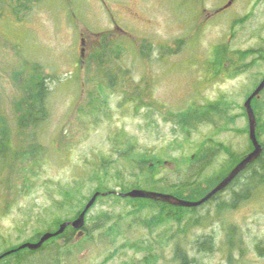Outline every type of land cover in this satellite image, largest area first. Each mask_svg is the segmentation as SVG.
I'll list each match as a JSON object with an SVG mask.
<instances>
[{
	"label": "rangeland",
	"instance_id": "374dc122",
	"mask_svg": "<svg viewBox=\"0 0 264 264\" xmlns=\"http://www.w3.org/2000/svg\"><path fill=\"white\" fill-rule=\"evenodd\" d=\"M215 1L45 0L20 19L10 10L0 14V112L15 133L14 99L20 94L13 73L30 74L40 64L58 78L49 83V117L38 129L44 150L34 167L38 171L35 185L5 206L0 189V253L51 231L54 217L63 220L79 215L81 203L57 212L58 197H48V186L86 179L81 187L85 202L99 184L92 171L115 169L116 163L110 162L118 157L113 153L112 136L121 130L139 150L166 161L146 167L141 176L103 180L116 190L120 182L132 188L148 177H165L167 184L179 181L185 171L177 168L213 145L223 143L234 154L248 150L249 135L242 134L246 118L240 115L252 81L264 76V62L248 73L227 75L231 69L217 70L213 51L220 58L242 60L246 65L249 50L264 46V0H235L230 10L219 13L213 10ZM138 85H142L140 91ZM102 91L109 93L106 111L87 118L82 110L99 106L103 100L93 101L90 92ZM208 102L211 107H227L226 114L215 111L210 118ZM257 103L255 108L264 117V91ZM179 112L193 115L194 126L188 135L179 123ZM231 159L220 151L203 173L198 189L210 187ZM244 181L225 191L220 200L195 211L167 209L165 222L152 230L142 219L153 216L144 211L140 220L123 228L120 237L114 229L109 237L96 231L91 242L82 241L84 233L76 234L66 246L58 239L56 244L62 248L55 263L141 264L152 251L157 256L154 264H178L179 245L195 258V264H264V184L250 190L249 198L236 207L228 206L234 193L245 188ZM220 202H225V208L219 207ZM131 209L129 204L112 200L99 202L88 222L104 211ZM52 212H56L53 217ZM207 235L212 236L214 247L201 251L196 241ZM146 243L151 249L144 251ZM51 244L39 260L49 257Z\"/></svg>",
	"mask_w": 264,
	"mask_h": 264
},
{
	"label": "trees",
	"instance_id": "16d2710c",
	"mask_svg": "<svg viewBox=\"0 0 264 264\" xmlns=\"http://www.w3.org/2000/svg\"><path fill=\"white\" fill-rule=\"evenodd\" d=\"M44 1L45 0H0V14L3 15L7 10H10L11 14L20 19L23 13L30 12L35 4ZM34 68L35 70L33 72L29 71L30 74L24 73L23 71H15L12 75L15 82L14 85L17 87L20 94L19 97L14 99L17 126L16 133L13 130L12 124L10 123L8 117L1 114L0 112V189L4 191V197L6 199L4 206L5 204H11L18 194H24L32 190L33 185H35L36 182V175L38 173L37 169L35 170L34 167H36L39 163V158L42 154V151L44 150L43 146L40 144L38 129L43 126L49 117L48 101L51 94L49 83L54 80H58V78L55 75L48 73L40 64H35ZM141 88L142 85L136 86V90L139 89L140 91ZM108 94L109 93L107 91H102L101 93L90 92L89 98L92 97L93 101L94 99H101V97L103 98L101 105L98 106L93 104L87 110H82L81 107L79 110H82L84 113L88 114L87 118H89L91 115L96 116L99 114V112L106 111L105 108L107 107L106 103ZM215 111L219 115H224L227 112V107H215L214 105L211 107V113ZM255 111L259 115V112L256 110V108ZM178 114L179 115L177 117L179 118L178 120L181 128L184 133H187L188 135L191 131V128L194 126L193 120H191L193 115L188 112H179ZM243 114H245L244 111ZM182 115L184 116L183 118ZM243 130H245V132L249 135L248 122L242 131ZM258 130L259 141L263 145V153L258 160L249 165L248 168L243 171L225 190H232L236 184L238 185L241 181L246 179V181H244L245 188L240 192H235L232 200L228 202V206L231 208H234L240 202L247 200V198H249L250 190L256 189L258 186L264 184V139L262 138V136L264 137V117L262 115L258 116ZM112 138L114 140L113 153H117L118 157L110 162L116 163V167L115 169L110 170L94 169L92 171V177L97 178L99 184L93 188L90 196L87 197L85 202L81 187L84 186V183H86V179L82 178L80 182H75L73 184H61L56 182L54 185L55 188L49 184L48 188L50 190L48 192V197L50 199H54L55 196L58 197L55 204L57 212L71 204L73 205L74 203H81L82 206L78 210V215L84 209L87 201L97 191L107 192L113 190L126 192L133 188L150 187V190L169 191L181 198L197 200L202 198L210 189H212L247 153L253 149V144L250 139L248 150L236 154H234L232 147L226 146L223 143L220 145H213L214 147H211V149L199 151L196 155H192V158L187 161L185 166H183L187 169H184V177L179 181L167 184L165 177H148L143 181V183H134L132 188H129L128 186L126 187L120 182L118 186L121 188L120 190H116L113 188H108L106 185H104L103 180L117 178L122 181L128 175L141 176L142 173L147 170L145 169L146 167H152L153 165L160 164L161 162L164 163L166 160L163 158H158L159 156L157 154L150 153L149 151L139 150L136 142L123 130L112 136ZM220 151L224 153L226 152L232 156L231 163L227 165L225 172L214 179L210 187H203L202 190L198 189V184L201 183L200 180L203 173L209 166H211L212 161L218 156ZM153 161H156V163L154 162L151 164ZM28 162H30V165H28ZM2 187H4V189ZM186 191H190L191 194L187 195ZM224 192L217 194L205 204L192 208L178 207L160 200L123 197L115 193L99 196L87 214L86 224L83 228V233L85 236L82 241L84 242L86 240L91 242L96 231H99V234L101 235L109 237L111 236V231L114 229L118 234L117 237H120L123 235V228L125 226L129 227L133 224V222L140 220V214H142L144 211H149L152 214L151 216H153L147 220L142 219L143 223L152 230L154 227H158L165 222L163 220V216L167 212V209L195 211L197 208H200L206 204H211L220 200ZM194 193H200L199 197L194 198ZM106 200L121 202L127 205L129 204L132 206V209L121 211L119 213L113 211L101 212L93 217L94 219L90 224V222H88V215L90 214L91 210L96 206V204ZM219 207L225 208V202H220ZM155 211L158 212L156 213ZM55 213L56 212H52V217ZM70 219L72 218L62 220L58 217H54V227H52L51 231L56 230L62 222ZM77 233V230L72 227H68L63 234L51 238L40 249L35 251L29 249L17 250L12 254L0 259V264H57L55 261L58 260L57 256L61 254L60 248H62V246L56 244V241L58 239H62L65 243L64 246H66L67 244H70ZM40 236L41 232L30 241H38ZM50 244L51 247L49 248L48 252L49 257L39 260L38 256L41 255L43 251L47 250V247ZM196 244L198 249L201 251H211V249L214 247L211 235L204 236L201 239L199 238L196 241ZM19 245L21 244L13 246L10 249L17 248ZM127 245L129 244L127 243ZM131 246L136 247L138 244L132 243ZM139 246L141 247L142 245ZM149 246L150 245L146 243V245L143 247V250L146 251L151 249ZM261 249H263L262 246L258 244V250L260 253H262ZM5 251H8V249ZM3 253L4 251L1 252L0 255ZM156 259L157 256L152 251H150L141 264H154ZM176 260L178 264H195V258L190 257L185 249L179 245L176 247ZM130 264H137V262L134 261Z\"/></svg>",
	"mask_w": 264,
	"mask_h": 264
},
{
	"label": "water",
	"instance_id": "95a60500",
	"mask_svg": "<svg viewBox=\"0 0 264 264\" xmlns=\"http://www.w3.org/2000/svg\"><path fill=\"white\" fill-rule=\"evenodd\" d=\"M264 91V77L258 84V86L253 90V92L249 95L247 100L244 103L245 111L247 113L248 122H249V136L250 140L253 144V150L247 153L228 173L225 177H223L212 189H210L202 198L197 200L185 199L179 196H176L172 193H166L162 191L149 190L145 188H133L126 192L120 191H107V192H95L91 198L87 201L84 209L79 213V215L70 220H66L62 222L57 230L54 231H46L44 232L38 241H26L19 245L17 248L10 249L5 251L0 255V259L3 257L12 254L13 252L20 249H29V250H38L40 249L47 241L51 238L57 237L65 232L68 227H72L78 231L77 234L83 233V228L86 224V218L89 210L95 204L97 198L99 196H104L110 193H115L121 195L123 197L130 198H143V199H151V200H160L162 202L178 206V207H199L209 200H211L217 194L225 191L234 180L245 171L249 165L253 164L256 160H258L263 153V145L259 141L258 138V118L253 106V100L255 98H259L262 92Z\"/></svg>",
	"mask_w": 264,
	"mask_h": 264
},
{
	"label": "flooded vegetation",
	"instance_id": "af4514ba",
	"mask_svg": "<svg viewBox=\"0 0 264 264\" xmlns=\"http://www.w3.org/2000/svg\"><path fill=\"white\" fill-rule=\"evenodd\" d=\"M214 3H215L214 4L215 6H214L213 10H214L215 13H219V12H222V11H225V10H230V7H232V5H234V4H236L235 0H222V1L221 0H216ZM259 46H260L259 48H254V49L249 50V53L246 55L247 58L250 59V61L247 63L248 65L247 64L245 65L242 60L238 61L235 58L233 60H236V61H233V62H230L231 59H227L226 56H223V58L222 57L220 58V57L217 56L216 50H214L213 51V54H214L213 57L215 58L214 59L215 67H217V70H219V71L220 70L222 71L223 69H226V68L227 69H231V72L228 73L227 75H233V74H236V73H238L240 71H244V70H245L246 73H248L249 70H252L253 68H256L257 65L259 64V62H264V46L263 45H259ZM222 60L224 62L223 65H222ZM226 63H229L230 66L228 64L229 67H226V65H227ZM210 65H211V53H210ZM243 67L247 68V70L244 69ZM217 70H215V71H217ZM256 73L258 75L260 72H256ZM256 73H255V75H256ZM260 75H258V76H260ZM262 76H263V73H262L261 77ZM262 78L261 79H254L252 81V83H251L252 84V88H250V93L246 96L245 101L247 100L249 95L253 92V90L258 86V84L260 83ZM215 79L216 78L214 77L213 80H215ZM248 91L249 90H247L246 92L248 93ZM256 100L258 101V98H255L253 100L254 107H255V105H256V107L258 106V103H257ZM245 101H244V103H245ZM243 107H244V104H243ZM206 109L208 111L207 112L208 116L211 118L212 113H211V103L210 102H208L206 104ZM243 109H244L245 114H243V112H242V115H240V116H242V118L243 117L246 118V123H247L248 122V117H247V113L245 111V107ZM256 114H257V117H258L259 115H258L257 112H256ZM257 132H258V138H259V130L258 129H257ZM242 134H247V133L245 132V130H243ZM177 169H187V168H185L183 166H180Z\"/></svg>",
	"mask_w": 264,
	"mask_h": 264
}]
</instances>
